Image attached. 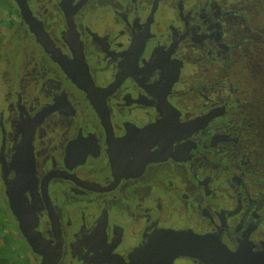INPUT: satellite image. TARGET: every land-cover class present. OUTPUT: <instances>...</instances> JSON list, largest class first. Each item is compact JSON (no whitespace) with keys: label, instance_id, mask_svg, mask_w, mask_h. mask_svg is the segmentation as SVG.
Wrapping results in <instances>:
<instances>
[{"label":"flooded vegetation","instance_id":"1","mask_svg":"<svg viewBox=\"0 0 264 264\" xmlns=\"http://www.w3.org/2000/svg\"><path fill=\"white\" fill-rule=\"evenodd\" d=\"M9 1L0 208L17 259L128 264L166 231L205 243L171 264L264 253V8L24 0L26 21Z\"/></svg>","mask_w":264,"mask_h":264},{"label":"water","instance_id":"2","mask_svg":"<svg viewBox=\"0 0 264 264\" xmlns=\"http://www.w3.org/2000/svg\"><path fill=\"white\" fill-rule=\"evenodd\" d=\"M22 17H31V12L24 0H14ZM139 129L141 132H146L148 129ZM205 251V243L201 238L193 236L184 237L182 233L176 231H166L163 236H157L152 239L149 245L143 249L137 250L128 264H171V257L184 253L194 252L199 253ZM226 264H264V253L246 254L237 252L231 255V258L224 255Z\"/></svg>","mask_w":264,"mask_h":264},{"label":"rangeland","instance_id":"3","mask_svg":"<svg viewBox=\"0 0 264 264\" xmlns=\"http://www.w3.org/2000/svg\"><path fill=\"white\" fill-rule=\"evenodd\" d=\"M245 6L247 5H253V9H263L264 8V0H244ZM251 9V10H253ZM7 13L2 9L0 11V40H3V45L6 43V40L10 34V29L8 27L9 22L7 20ZM258 18V17H257ZM258 24L255 23V25L258 28L264 29V18L261 16V19L257 20ZM263 39L260 43H258L256 46V55L254 57H259L261 60L260 63V76H259V87L256 91V100L257 102L254 104L256 105V116H257V125L260 129V136L258 137L260 141L262 142L261 149L264 150V35H262ZM3 67V66H2ZM264 155H262L263 157Z\"/></svg>","mask_w":264,"mask_h":264},{"label":"trees","instance_id":"4","mask_svg":"<svg viewBox=\"0 0 264 264\" xmlns=\"http://www.w3.org/2000/svg\"><path fill=\"white\" fill-rule=\"evenodd\" d=\"M12 11L9 0H0L1 10ZM1 47V45H0ZM5 213H1L0 208V264H29L27 259H17L15 255V239L12 232L7 231V222L4 221Z\"/></svg>","mask_w":264,"mask_h":264}]
</instances>
